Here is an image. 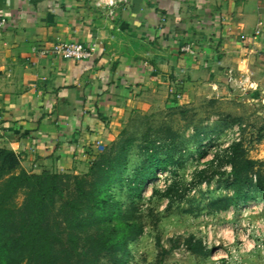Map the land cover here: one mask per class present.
Listing matches in <instances>:
<instances>
[{
	"label": "crops",
	"instance_id": "obj_1",
	"mask_svg": "<svg viewBox=\"0 0 264 264\" xmlns=\"http://www.w3.org/2000/svg\"><path fill=\"white\" fill-rule=\"evenodd\" d=\"M0 21V147L27 172L83 173L131 115L164 106L233 97L264 115V0H128L111 14L92 0H0ZM73 41L92 55L34 51ZM248 216L264 227V207ZM233 225L203 261L243 239ZM240 257L264 264L256 247Z\"/></svg>",
	"mask_w": 264,
	"mask_h": 264
},
{
	"label": "rangeland",
	"instance_id": "obj_2",
	"mask_svg": "<svg viewBox=\"0 0 264 264\" xmlns=\"http://www.w3.org/2000/svg\"><path fill=\"white\" fill-rule=\"evenodd\" d=\"M258 110L251 103L232 97L219 101L202 100L194 106H164L145 116L138 113L131 115L129 123H125V128L116 135L110 150L106 152L113 157L119 151L120 144L125 141L126 169L121 179L111 184L112 193L120 204V217L123 218L119 223L135 222L143 228L138 236H133L132 232L127 233L128 254L123 255V249L115 253L97 252L98 241L92 234L105 232L117 224L116 218L102 222L100 226L92 219H87L85 208L76 212L67 207L65 211V207L61 210L60 202H57L47 212L44 220L45 227L55 236L49 258H34L26 249L19 251L18 246L14 248L8 245L6 248L5 242H9L16 234L15 228L6 224L0 231V260H4L3 264H209L210 261L205 262L202 256L190 252L187 240L200 239L208 251L211 248L218 249L222 243H215L214 238L220 240L224 235L221 232L227 224L231 227H234L233 224L240 225L244 218L239 209L230 216L227 214L229 209L211 211L209 203L214 204L226 191L215 190L218 183L216 176L210 183H198L199 175L193 172L204 168L211 159L213 153L209 150V145L205 144L200 149L209 151L207 156H199L195 145L190 149L191 157L187 153L189 149L183 153L182 160L185 161L182 167L178 166L177 173L183 179L182 183L189 185L193 181L196 186L182 201L169 202L168 198L160 194L168 183V172L159 171L161 177L149 180L142 187L140 198L129 193L124 178L142 162L144 155L141 146L144 142L149 139L154 141L156 138L159 142H188L190 145V142L197 141L192 134L197 127L202 130V136L209 135L204 143L214 142L225 147L230 142L240 141L245 156L258 162V167L254 170H260V175L264 177V115ZM162 154L158 153V156L161 157ZM222 169L229 171L230 165L224 164L219 170ZM210 171L211 169L205 175ZM86 172L87 170L78 175ZM74 195L75 192L66 196L74 198ZM22 198L23 195L19 193L16 197L17 204ZM251 201H261L264 204V190L256 199H249L244 203ZM116 229L121 231L120 226ZM227 234L230 235L229 231ZM239 243L240 241L235 240L232 246L236 247ZM119 258H122V262L116 263Z\"/></svg>",
	"mask_w": 264,
	"mask_h": 264
},
{
	"label": "trees",
	"instance_id": "obj_3",
	"mask_svg": "<svg viewBox=\"0 0 264 264\" xmlns=\"http://www.w3.org/2000/svg\"><path fill=\"white\" fill-rule=\"evenodd\" d=\"M201 131L198 127L194 128L192 134L198 142H190V145L188 142H159L156 138L154 141L149 139L144 142L145 144L141 146L144 155L142 162L124 178L129 193L140 198L142 187L149 180L159 178V171H163L168 172L169 177L166 178L168 183L160 194L168 198L169 202L184 200L196 185L193 181L189 185L186 182L182 183L183 179L177 173L178 166L182 167L185 161L182 160L183 153L187 149H189L187 153L191 152L192 145H195L199 156H207L209 151L200 149L208 144L209 150L213 153L211 159L206 162L204 168L193 172L199 175L198 183L202 181L210 183L216 176L218 183L215 190L226 191L214 204L209 203L211 211L226 210L249 199H256L264 190V177L260 175V170H254L258 167V162L245 156L240 141L230 142L225 147H220L214 142L204 143L205 139H209V135L204 137ZM112 142L98 152L87 172L81 175L48 171L27 172L21 167L17 153L0 147V231L6 224L13 226L16 231L15 237L5 242V247L18 246L19 251L26 249L34 258L48 259L55 236L45 227L44 220L47 212L60 202V209L65 207V211L67 207L76 212L85 208L87 219H92L94 223L109 222L116 218L117 224L105 232L92 234L98 241L97 252L115 253L123 249V255H127V233L132 232L133 236H138L143 228L137 226L135 222L119 223L123 217H120L122 214L120 204L114 198L111 184L121 179L126 169L127 149L123 141L119 151L111 157L106 152L110 150ZM158 153L163 154L159 157ZM224 164L230 165L229 171L219 170ZM210 169V173L205 175ZM252 175H255V180ZM73 192L74 198L66 196ZM19 193L23 198L17 204L16 197ZM117 226H120V232L117 231ZM186 243L191 253L206 255L207 250L200 239H188ZM116 261L120 263L122 258ZM3 263L4 260L1 259L0 264Z\"/></svg>",
	"mask_w": 264,
	"mask_h": 264
},
{
	"label": "built area",
	"instance_id": "obj_4",
	"mask_svg": "<svg viewBox=\"0 0 264 264\" xmlns=\"http://www.w3.org/2000/svg\"><path fill=\"white\" fill-rule=\"evenodd\" d=\"M127 2L128 0H112L111 3L109 2V0H92V4L96 8L107 10L109 14L112 13L113 9L116 6L120 4L125 5ZM2 25L3 22L0 21V27H2ZM258 32L259 30L256 29V33ZM183 50H189V48L185 46L183 47ZM34 51L42 56L50 55L76 60L89 58L92 55V49L86 48L80 42L76 41L58 42L49 46L43 45L37 48L34 47ZM228 80L233 81L231 72L228 73ZM158 175V177H161V174ZM252 177L253 180H255V175H252ZM258 204L259 206L264 207V204L261 201H251L242 205L241 213L244 218H242L241 224L238 225V229H240L241 231L244 230L242 232L243 239L240 240V243L236 247L231 246L224 253H217L216 257L212 261H210L209 264H243L240 257V254H242V252L252 247L259 248L260 250L264 249V227L257 223L254 224L252 222H248L246 218L250 210L254 209ZM247 241L251 243V246L247 245Z\"/></svg>",
	"mask_w": 264,
	"mask_h": 264
},
{
	"label": "clouds",
	"instance_id": "obj_5",
	"mask_svg": "<svg viewBox=\"0 0 264 264\" xmlns=\"http://www.w3.org/2000/svg\"><path fill=\"white\" fill-rule=\"evenodd\" d=\"M109 2L111 3V2H112V0H109Z\"/></svg>",
	"mask_w": 264,
	"mask_h": 264
}]
</instances>
